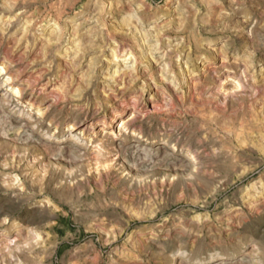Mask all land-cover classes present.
Returning a JSON list of instances; mask_svg holds the SVG:
<instances>
[{"label": "clouds", "instance_id": "1", "mask_svg": "<svg viewBox=\"0 0 264 264\" xmlns=\"http://www.w3.org/2000/svg\"><path fill=\"white\" fill-rule=\"evenodd\" d=\"M0 264H264V0H0Z\"/></svg>", "mask_w": 264, "mask_h": 264}]
</instances>
